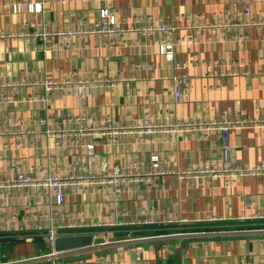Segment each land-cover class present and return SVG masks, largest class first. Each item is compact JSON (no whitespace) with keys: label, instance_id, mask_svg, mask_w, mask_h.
<instances>
[{"label":"crops","instance_id":"obj_1","mask_svg":"<svg viewBox=\"0 0 264 264\" xmlns=\"http://www.w3.org/2000/svg\"><path fill=\"white\" fill-rule=\"evenodd\" d=\"M27 2L41 11L14 14L0 0V182L23 173L68 184L63 205L45 188L0 191V264H264V174L181 178L219 160L222 145L215 131L171 129L244 122L231 134L233 165L264 162V125L253 123L264 120V0ZM107 5L123 30L95 34ZM47 80L74 87L47 94ZM181 80L187 100L177 102ZM146 120L166 128L133 129ZM64 126L74 130L65 142L47 137ZM115 166L128 178L118 205ZM51 231L94 242L55 252ZM122 236L131 239L112 240Z\"/></svg>","mask_w":264,"mask_h":264},{"label":"built area","instance_id":"obj_2","mask_svg":"<svg viewBox=\"0 0 264 264\" xmlns=\"http://www.w3.org/2000/svg\"><path fill=\"white\" fill-rule=\"evenodd\" d=\"M5 6L10 8V10L14 14H21L24 11H28L30 13L40 12L42 9L41 4H34L29 3L27 0L22 1H13V0H6ZM246 13H248V9H246ZM99 19H100V28L91 30V32L103 35V34H117L123 30L121 26L116 22L115 16L113 14V11L109 5L105 6L103 9L100 10L99 13ZM167 27L163 25H159L154 30H166ZM148 31L149 30H145ZM76 33V32H75ZM73 32H59V35H68L71 36L75 34ZM82 33V32H79ZM42 36H47L48 33L43 32L41 33ZM160 52L165 55L166 59L168 61H172L174 58L173 55V45L170 43H163L160 44ZM184 80L179 81V84L176 88L175 92V99L177 102H184L187 100V95L184 94ZM44 89L45 92L48 94L53 91H62L68 88H73L74 86L70 84L68 81L66 82H56L47 80L44 82ZM69 122L75 123V120L69 118ZM65 123V122H64ZM244 122H233V121H218V120H212V121H193V122H183L178 123L175 126H173L171 129L172 131H178V130H189V129H197V128H203L206 131V136L208 132L215 131L218 133V137L221 141V151H220V159H212L204 164H202L200 167L196 169L191 170H185L180 173L181 178H190V177H205L211 180L217 179V178H235V177H243V176H249V175H259L264 174V162L256 167H244V166H234L230 154V140H231V134L232 131L235 130L239 124H243ZM253 123L257 125H264V120L254 121ZM66 124V123H65ZM165 125L161 124H152L149 121H145L142 125L133 127V129L138 130V132L142 133L145 136H153L157 133H159L161 130L165 129ZM128 128H117L114 130L113 134H119L125 131H128ZM47 137L50 140H54L56 144H61L71 138L72 134L74 133V130L68 129L65 126L59 129H51L47 132ZM86 149L88 153H92L94 149V144H87ZM3 155L0 151V161L2 160ZM151 164L154 169H158L159 167V158L157 156L151 157ZM142 165V164H141ZM105 166V165H104ZM106 167V166H105ZM152 173H148L149 175L157 174V171L153 170ZM158 174H161L158 173ZM128 178L127 175L121 170L120 167L115 166L114 168L110 169V172L108 173V184H111L112 189V199L114 201V204H119L121 194L123 192V187L127 183ZM93 182V181H91ZM68 184L67 178H61L58 176L48 175L44 179H33L29 176H26L23 173H18L14 179H7L5 181L0 182V191L3 188L6 187H23V188H45L50 196L54 197L56 200L57 205H63L66 200L64 187ZM253 205V204H252ZM256 218V216L251 215H242L241 219L246 218ZM108 225V224H106ZM112 225V224H111ZM105 226L103 224H97L92 227H102ZM57 237L56 231H51L48 240L50 242H54ZM146 239H152L153 236H146ZM247 264V263H243Z\"/></svg>","mask_w":264,"mask_h":264},{"label":"water","instance_id":"obj_3","mask_svg":"<svg viewBox=\"0 0 264 264\" xmlns=\"http://www.w3.org/2000/svg\"><path fill=\"white\" fill-rule=\"evenodd\" d=\"M130 236H122L112 238L113 241H126L130 240ZM94 242V233H76V234H58L53 246L55 252H63L78 248L91 246Z\"/></svg>","mask_w":264,"mask_h":264}]
</instances>
